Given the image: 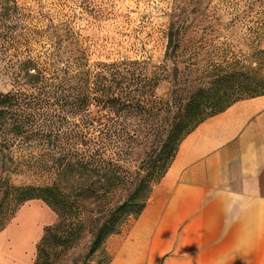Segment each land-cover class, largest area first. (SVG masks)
Masks as SVG:
<instances>
[{"label": "trees", "instance_id": "obj_1", "mask_svg": "<svg viewBox=\"0 0 264 264\" xmlns=\"http://www.w3.org/2000/svg\"><path fill=\"white\" fill-rule=\"evenodd\" d=\"M6 2L8 33L15 38L29 25L25 14L20 22L18 2ZM203 18L208 22L211 14L204 12ZM193 27L185 22L170 25L169 48L175 57ZM200 31L194 56H209L216 30L206 24ZM250 46L247 66L239 65L236 57L208 61L215 69V84L197 104L224 103L207 116L238 99L264 94V43L253 40ZM72 49L63 38L53 43L43 61L30 53L8 55L5 75L12 88L0 92V165L17 169L22 162L15 152L20 150L27 163L50 173V180L41 184L18 186L0 179V232L30 200H43L58 214V222L46 227L38 243L35 264H53L56 247L74 245L86 231L91 234L89 254L119 233L131 216L143 211L183 137L207 117L197 119L200 107L192 106L193 124L169 126L163 144L139 160L138 138L147 127L132 118L152 110L148 96L154 83L148 76L133 77L127 64L100 61L92 70L82 57L76 66ZM173 62L177 67L176 58ZM236 90L250 94L226 100Z\"/></svg>", "mask_w": 264, "mask_h": 264}, {"label": "rangeland", "instance_id": "obj_2", "mask_svg": "<svg viewBox=\"0 0 264 264\" xmlns=\"http://www.w3.org/2000/svg\"><path fill=\"white\" fill-rule=\"evenodd\" d=\"M6 1L0 0V92L12 88L5 75L8 55L30 53L43 61L53 43L63 38L72 44L76 66L82 57L92 70L100 61L122 67L127 64L133 77L148 76L154 83L148 96L152 110L132 118L137 125L147 127L138 138L139 160L163 144L169 126L177 122H188V127L193 124L195 120L189 122L192 106L200 107L197 119H201L215 111L221 105L218 103H224L197 104L215 84V69L208 61L236 57L239 65L247 66L252 59V41L264 43V0H16L20 22L25 14L29 27L15 38L8 33ZM204 12L211 14L208 22ZM172 22L176 26L192 23L195 29L185 37L176 57L169 48ZM206 24L216 30L211 54L194 56L200 46L198 30ZM249 94L231 91L226 100ZM15 158L21 165L14 170L0 165V179L18 186L50 180L49 172L34 167L33 161L26 162L29 158L25 152L17 150ZM2 196L0 193V203ZM57 222L58 214L43 200L27 201L0 232V243H6L16 254L14 264H35L46 227ZM90 241L91 234L86 231L74 245L56 247L53 264H106L110 259L106 247L89 254Z\"/></svg>", "mask_w": 264, "mask_h": 264}, {"label": "crops", "instance_id": "obj_3", "mask_svg": "<svg viewBox=\"0 0 264 264\" xmlns=\"http://www.w3.org/2000/svg\"><path fill=\"white\" fill-rule=\"evenodd\" d=\"M106 264H264V94L207 116L181 140ZM16 254L0 243V264Z\"/></svg>", "mask_w": 264, "mask_h": 264}]
</instances>
